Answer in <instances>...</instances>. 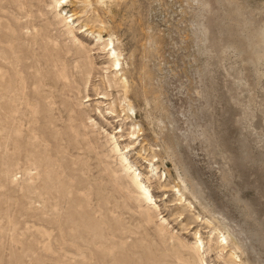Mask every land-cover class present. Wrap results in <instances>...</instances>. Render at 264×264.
Wrapping results in <instances>:
<instances>
[{
    "label": "rangeland",
    "instance_id": "1",
    "mask_svg": "<svg viewBox=\"0 0 264 264\" xmlns=\"http://www.w3.org/2000/svg\"><path fill=\"white\" fill-rule=\"evenodd\" d=\"M53 1L0 0V264H192L199 235L205 264H264V0ZM88 57L77 95L58 69Z\"/></svg>",
    "mask_w": 264,
    "mask_h": 264
},
{
    "label": "bare ground",
    "instance_id": "2",
    "mask_svg": "<svg viewBox=\"0 0 264 264\" xmlns=\"http://www.w3.org/2000/svg\"><path fill=\"white\" fill-rule=\"evenodd\" d=\"M53 1V0H52ZM75 0H73V2H74ZM53 2H55L56 3V5H55V9H56V7L57 6H59V7H61V6H63V4L64 3H66V2H72V0H54ZM76 2V1H75ZM68 4V3H67ZM61 8H63V7H61ZM79 10V9H78ZM80 11V10H79ZM78 12L77 11H73L69 16H66L65 18H64V20L66 21V25H67V31H68V34L70 33H72L73 35H74V40L77 42V41H79V38H77L76 37V34H74V27L73 26H71L69 23H73L74 21H75V18H74V16L77 14ZM61 14H62V12H61ZM78 15V14H77ZM69 17H71L69 20H67ZM65 23V22H64ZM77 25V24H76ZM87 29H81V31H86ZM91 31V30H90ZM99 31H101V30H99ZM98 32V31H97ZM91 33L92 34H94V31H91ZM95 37H96V41L97 42H101V43H103V36H102V33H100V32H98V33H95ZM114 41L112 40V39H110L109 40V43H107L106 45H111L110 47H109V53H110V55H109V60H110V63L109 64H111L110 66H112L113 68L111 69V72H109V73H111L110 74V76L108 77V82L110 83V87L111 86H113V87H115V88H118V87H121L123 90V93H122V95H123V97H122V99L120 98H116V100H118L119 99V101H125V103H126V105H124L123 104V106H122V103L120 104L123 108L122 109H120L118 106H119V104H117L115 101L116 100H114L112 103H110V104H112V105H110V107L108 108L109 109V113H111V115L113 116V117H115L116 118V120H117V117H118V120H120V119H124V118H121V114H120V111L121 110H126L125 108L127 107L128 109H129V112H133V110H134V106H133V104H132V101L130 100V98H129V94H128V87L130 86V85H128L130 82H129V80L127 79V77L126 76H123L122 74H120L119 73V71H123V69H122V67H123V65H122V60H121V57H122V54H121V52L120 51H118L119 49H117V48H115V46H114ZM79 45L83 48V50L82 51H86V52H88L87 51V48H86V46H84V43H82V42H80L79 43ZM106 45H104V47L106 46ZM77 46V45H76ZM13 49V48H12ZM13 51V50H12ZM84 57V56H83ZM85 58V57H84ZM84 58H82V59H84ZM78 60H81L80 58L78 59ZM86 62L85 63H81L77 68H76V71L74 72V74H72L71 72H69V70L66 68V64H64L63 65V67H61V68H59L58 69V74H59V78L62 80L61 81V84H62V86L63 87H65V88H70V91L71 90H74V89H72V87L75 85V87L76 88H78V89H80V90H77V95H81V93H82V88L81 87H84V85H86L87 86V83H89V81H90V77H92L91 76V74H92V70H94L95 68V66H94V62H93V60L92 59H89V57H88V59L86 58ZM55 61H56V59H55ZM70 62V61H69ZM80 62H82V60L80 61ZM79 62V63H80ZM68 63V62H67ZM57 66V65H56ZM72 66V65H71ZM75 68V67H74ZM94 68V69H93ZM103 69V68H102ZM105 69V68H104ZM108 69H109V67H108ZM107 68L105 69V71H107L108 70ZM122 73V72H121ZM105 74H108V73H105ZM120 76H119V75ZM102 76H104L103 74H102ZM107 76V75H106ZM105 76V77H106ZM48 78H49V76H48ZM55 78V77H54ZM92 79V78H91ZM106 79H107V77H106ZM55 81V80H54ZM56 81H58L57 79H56ZM59 83V82H58ZM103 83H105V82H103ZM56 84V83H55ZM108 83H106V85H107ZM113 84V85H112ZM109 85V84H108ZM41 87H42V85H40ZM85 86V87H86ZM60 87H61V85H60ZM62 87V88H63ZM74 87V88H75ZM86 88H88V87H86ZM95 88V87H94ZM130 88V87H129ZM82 89V90H81ZM111 89H113V88H111ZM111 89H110V92H111ZM69 90V89H68ZM85 90V89H84ZM83 90V91H84ZM114 90V89H113ZM113 90H112V92H113ZM119 90H121V89H119ZM119 90H117V91H119ZM65 91H66V89H65ZM75 91H76V89H75ZM86 91H87V89H86ZM96 91V90H95ZM67 92V91H66ZM98 92V91H97ZM103 92V91H102ZM109 92V93H110ZM67 93H69V92H67ZM71 93H73V92H71ZM114 93V92H113ZM116 93V92H115ZM119 94L121 93V92H118ZM70 94V93H69ZM99 94V93H98ZM97 94V95H98ZM110 94H112V93H110ZM76 95V96H77ZM90 95L89 94H87V95H84V96H80V98H83L84 97V99L85 100H83V101H80V102H82V103H85V102H87V101H91L93 98H91V96L89 97ZM108 96V93H102V94H99L98 95V97L97 98H95V99H97V100H99L98 101V103H99V105L100 104H104L105 102L103 101V99H105V97H107ZM86 97V98H85ZM110 97V96H109ZM112 98L114 97V95H112L111 96ZM110 97V98H111ZM80 98H79V100H80ZM114 98V99H115ZM101 99V100H100ZM108 100H110V99H108ZM93 102H94V99L92 100ZM104 102V103H103ZM110 102V101H109ZM108 104V103H107ZM82 105V104H81ZM84 105V104H83ZM82 105V106H83ZM104 105H102L101 107H103ZM98 107V109L100 108L99 106H97ZM96 109V108H95ZM97 109V110H98ZM107 109V110H108ZM99 111V114H101L102 112H104V111H101L100 109L98 110ZM108 112V111H107ZM107 112H105V113H107ZM106 115V114H105ZM104 115V116H105ZM110 115V114H109ZM125 116L127 117V119H128V117L130 116V115H126L125 114ZM107 119V118H106ZM96 125V124H95ZM133 126V125H132ZM136 126V125H135ZM134 126V127H135ZM136 129V128H135ZM135 129L133 130V131H135ZM122 130V129H121ZM132 131V132H133ZM119 132V131H118ZM131 132V131H130ZM138 133V132H137ZM132 134H134V133H132ZM111 135V134H110ZM134 136H135V134H134ZM134 136H132V137H134ZM112 137H114L115 138V136H113L112 135ZM131 137V136H130ZM138 138V137H137ZM131 139V138H130ZM133 139V138H132ZM135 139H136V137H135ZM114 142V145H115V147H114V151H115V148H116V150H119L120 151V148H119V146H118V144H117V141H113ZM134 142V141H133ZM129 144H130V142H129ZM129 144H127V146L129 147V146H131V144L129 145ZM112 151H113V149H112ZM118 151V152H119ZM116 152V151H115ZM120 157V161L122 162V165H123V167L126 169V170H132L131 172H132V174H130V173H127L128 175L130 174L131 175V179H132V182H133V184H134V186L136 187V188H138V190H140V196H142V198H143V200H145V201H149V202H151V203H153L154 204V206L156 205V202L154 201V199H153V196L151 195V193H150V191H149V189L147 188V186L141 181V179L139 178V174H140V172L137 174L136 173V169H134L132 166H131V164H130V162H129V160H128V158L126 157V156H124L123 155V152H121L120 153V155H119ZM151 172H156V170H157V167L156 166H154V164H151ZM176 187V186H175ZM177 188V187H176ZM181 198V197H180ZM181 199H183V198H181ZM184 202H186V201H184ZM179 204V203H178ZM151 217H152V215H151ZM89 220V219H88ZM165 221H167L166 220V218H165ZM165 221H163V222H165ZM85 223V222H84ZM88 223V222H87ZM86 224V223H85ZM90 224V223H89ZM164 224V223H163ZM90 225H95V224H90ZM167 225V224H166ZM166 225H162V226H166ZM86 226V225H85ZM92 226V227H93ZM87 227H88V225H87ZM95 227V226H94ZM93 227V228H94ZM96 227H98V226H96ZM161 227V226H160ZM91 228V227H90ZM165 228V227H164ZM226 229V228H225ZM97 230V229H96ZM98 230H100L99 228H98ZM222 230V229H221ZM221 230H219L220 232H223L222 233V239H219L218 238V240H217V244H218V246L220 247V250L223 252V251H225V249H227V247L229 246V244H228V237L226 236L227 234H230V232H229V230H226V231H221ZM87 231H89V230H87ZM217 231V230H216ZM90 232V231H89ZM92 232V231H91ZM199 232V231H198ZM93 234L95 233V232H92ZM98 233H100L99 231H98ZM195 233H197V232H195ZM101 234V233H100ZM96 235V234H95ZM213 236V235H212ZM174 237V236H173ZM195 237H196V235H195ZM175 238H177V237H175ZM213 238V237H212ZM211 239V238H210ZM179 241H180V243H181V240H180V238H179ZM211 241H209V243H210ZM189 243V242H188ZM212 243V242H211ZM175 244V243H174ZM181 244H183L182 246H184V242H182ZM179 245V244H178ZM192 245V244H191ZM204 240L202 239V237H200V235H199V237H196V241L193 243V249H194V252H192V258H191V263L192 264H205V261H204V259L202 258V253H201V250H202V248L204 247ZM173 246V245H172ZM180 246V245H179ZM206 246V245H205ZM209 246H211V245H209ZM178 246H176V248H177ZM188 247V246H187ZM191 247V246H190ZM212 247V246H211ZM174 248V247H173ZM210 249H212V248H210ZM179 251V250H178ZM204 251V250H203ZM211 251V250H210ZM188 252V251H187ZM226 253H228V254H226L227 255V258H228V260H230V262H231V264H237V262L239 261L238 259H237V254H236V252H234V251H228V250H226ZM189 256H191V255H189ZM189 260V259H188ZM190 262V261H189ZM188 262V263H189ZM190 264V263H189Z\"/></svg>",
    "mask_w": 264,
    "mask_h": 264
}]
</instances>
